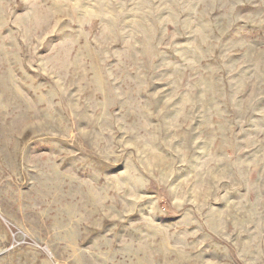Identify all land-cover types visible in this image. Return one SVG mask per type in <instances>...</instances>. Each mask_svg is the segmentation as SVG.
I'll return each mask as SVG.
<instances>
[{
    "label": "rangeland",
    "instance_id": "374dc122",
    "mask_svg": "<svg viewBox=\"0 0 264 264\" xmlns=\"http://www.w3.org/2000/svg\"><path fill=\"white\" fill-rule=\"evenodd\" d=\"M0 264H264V0H0Z\"/></svg>",
    "mask_w": 264,
    "mask_h": 264
}]
</instances>
